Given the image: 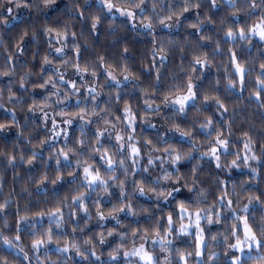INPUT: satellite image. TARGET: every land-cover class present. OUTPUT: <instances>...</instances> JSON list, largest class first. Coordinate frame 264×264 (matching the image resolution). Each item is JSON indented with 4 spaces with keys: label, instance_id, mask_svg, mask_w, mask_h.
<instances>
[{
    "label": "clouds",
    "instance_id": "clouds-1",
    "mask_svg": "<svg viewBox=\"0 0 264 264\" xmlns=\"http://www.w3.org/2000/svg\"><path fill=\"white\" fill-rule=\"evenodd\" d=\"M0 264H264V0H0Z\"/></svg>",
    "mask_w": 264,
    "mask_h": 264
}]
</instances>
